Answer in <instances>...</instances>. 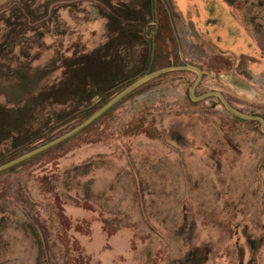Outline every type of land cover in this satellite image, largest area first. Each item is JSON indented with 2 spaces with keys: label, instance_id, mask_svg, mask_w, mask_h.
Returning <instances> with one entry per match:
<instances>
[{
  "label": "rangeland",
  "instance_id": "1",
  "mask_svg": "<svg viewBox=\"0 0 264 264\" xmlns=\"http://www.w3.org/2000/svg\"><path fill=\"white\" fill-rule=\"evenodd\" d=\"M177 1L0 0L5 159L166 63L201 69L194 95L218 91L264 119V67L247 68L264 57V0H181L183 15ZM154 38L159 57L145 66ZM195 78L149 79L73 137L0 171V264H264V132L215 97L191 100Z\"/></svg>",
  "mask_w": 264,
  "mask_h": 264
},
{
  "label": "water",
  "instance_id": "2",
  "mask_svg": "<svg viewBox=\"0 0 264 264\" xmlns=\"http://www.w3.org/2000/svg\"><path fill=\"white\" fill-rule=\"evenodd\" d=\"M174 70H188L192 71L196 74L195 80L192 82L190 88H189V97L193 101L203 100L208 97H217L222 104V106L230 112L232 115L244 119V120H252L259 123L261 126L262 131L264 132V119L260 116L254 115L252 112L243 113L236 109L234 106H232L225 97L218 91H209L205 92L203 94H200L198 96L194 95L195 87L200 81L202 71L197 66L190 64V63H183L180 65H169L164 66L158 69H155L153 71L147 72L143 74L142 76L138 77L134 81L130 82L128 85H126L124 88H122L120 91H118L115 95H113L109 100H107L104 104H102L99 108H97L91 115H89L87 118L82 120L81 122L77 123L73 127L69 128L68 130L64 131L63 133L59 134L58 136L52 138L51 140L36 146L35 148H32L14 158L11 160H8L2 164H0V171L5 170L9 167H12L60 142L63 140L69 138L70 136L74 135L75 133L79 132L83 128H85L87 125H89L92 121H94L96 118H98L102 113H104L107 109H109L113 104H115L117 101H119L123 96L128 94L130 91H132L134 88L139 86L140 84L144 83L145 81L152 79L162 73L168 72V71H174Z\"/></svg>",
  "mask_w": 264,
  "mask_h": 264
},
{
  "label": "trees",
  "instance_id": "3",
  "mask_svg": "<svg viewBox=\"0 0 264 264\" xmlns=\"http://www.w3.org/2000/svg\"><path fill=\"white\" fill-rule=\"evenodd\" d=\"M148 1V4L150 3V1L151 0H147ZM151 10H152V6H151ZM143 15V14H142ZM142 15H141V18H139V20H142ZM158 33H159V30H158ZM157 48H158V46H157V43H156V41H155V38H154V40H153V42H152V45H151V49H150V53H151V55L149 56V54H147V53H145V55H143V57H141V60H139V62H141V63H143V64H145V66H151V65H153L154 63H155V61L157 60V58L159 57L158 55H159V50H158V54L156 55V50H157ZM148 52V53H149ZM158 56V57H157ZM166 66L167 65H171V63H166L165 64ZM150 71H153V70H149V72ZM134 81V80H133ZM129 84V83H128ZM128 84H126V85H128ZM143 84V83H142ZM142 84H140V85H142ZM126 85H124L123 87H121L118 91H120L122 88H124ZM139 85V86H140ZM139 86H137V87H139ZM136 87V88H137ZM136 88H134L132 91H134ZM117 91V92H118ZM132 91H130L129 93H131ZM117 92H115L113 95H115ZM128 93V94H129ZM128 94H126L125 96H123L120 100H122L124 97H126ZM112 95V96H113ZM112 96H110L108 99H103V102L101 103V105L102 104H104L107 100H109ZM119 100V101H120ZM119 101H117L115 104H113L109 109H107L104 113H102L98 118H96L94 121H92L89 125H87L86 127H88V126H90L91 124H93L97 119H99L100 117H102L104 114H106L114 105H116ZM100 105V106H101ZM99 106V107H100ZM98 107V108H99ZM96 109H94V110H90L89 108H87V109H85L83 112H81V113H79V116H77V118L78 117H80L78 120H76L75 122H77V123H79L78 121H82V120H84L85 118H87L89 115H91L94 111H95ZM77 118H71L69 121H73V119H77ZM76 125V124H75ZM61 127V126H60ZM85 127V128H86ZM84 129V128H83ZM82 129V130H83ZM82 130H80L79 132H81ZM66 131V130H65ZM2 132H4L5 134H7V136H10V137H12V130L10 129V125H7V124H4L3 123V121L0 119V134L2 133ZM50 132H51V130H47V132H45L44 134H42L41 136H38V138L37 139H41L43 142L42 143H45V142H47V141H49V140H51L52 138H54V137H56V136H58V135H56V136H50ZM79 132H77V133H79ZM61 133H63V132H61ZM60 133V134H61ZM77 133H75L74 135H76ZM74 135H72V136H70L69 138H71V137H73ZM69 138H67V139H69ZM67 139H65V140H67ZM65 140H63L62 142H64ZM61 143V142H60ZM60 143H58V144H60ZM58 144H56V145H58ZM39 145H41V144H38V145H36V146H39ZM56 145H54V146H56ZM36 146H33L32 148H35ZM54 146H52V147H54ZM52 147H50V148H52ZM32 148H29V149H25V150H23V152H21V153H19V154H13L14 152H9L10 154H7L8 156H11V157H8L7 159H5L7 156H6V153H4V154H2V153H0V164H2V163H4V162H6V161H8V160H11L12 158H14V157H16V156H18V155H20V154H22V153H24V152H26V151H28V150H30V149H32ZM49 148V149H50ZM47 150V149H46ZM46 150H44V151H46ZM44 151H42V152H44ZM42 152H40V153H42ZM32 157H34V156H32ZM25 161V160H24ZM23 162V161H22ZM22 162H20V163H18V164H16V165H14V166H12V167H9V168H7V169H5V170H2L1 172H5V171H8V170H10V169H12L13 167H15V166H17V165H19V164H21ZM0 172V173H1Z\"/></svg>",
  "mask_w": 264,
  "mask_h": 264
},
{
  "label": "crops",
  "instance_id": "4",
  "mask_svg": "<svg viewBox=\"0 0 264 264\" xmlns=\"http://www.w3.org/2000/svg\"><path fill=\"white\" fill-rule=\"evenodd\" d=\"M181 2V0L179 1H177V3H178V6H179V11H180V13L183 15L185 12H186V10L184 11V9L183 8H181V6H182V4L180 3ZM215 2H216V4L218 5V6H220V7H222V8H224V7H227V5H226V3L223 1V0H215ZM193 7L195 8L194 9V14H203L204 12H203V8H202V3H196V4H194L193 5ZM181 9V10H180ZM224 11V10H223ZM193 27V30H194V32H195V38H196V40L199 42V45L200 46H202V47H204L206 50H208L209 51V53L210 54H217V55H219V56H221V57H223L224 58V56H222L221 54H219V52L217 51H215L214 49H215V46H216V44H214V43H212L211 41H208V40H206V38H204L201 34H200V32H199V30L197 29V28H195L194 26H192ZM208 31V30H207ZM178 32H179V28H178ZM202 36V37H201ZM179 38H180V43H181V45L182 46H184V48H185V46H186V44H184V41H183V39L181 38V36L179 35ZM217 40H220V37H218L217 38ZM254 41V40H253ZM254 48H255V50H256V52L255 53H258V51H259V46L257 45V42H255L254 41ZM255 55V54H254ZM255 58H258L255 62H257L258 64H256V63H253V64H251V66H249V67H247L249 70H251V71H259L260 69H262V67H264V57H259V56H254ZM225 59V58H224ZM225 61H227L226 59H225ZM238 66V63L233 67V68H236Z\"/></svg>",
  "mask_w": 264,
  "mask_h": 264
},
{
  "label": "flooded vegetation",
  "instance_id": "5",
  "mask_svg": "<svg viewBox=\"0 0 264 264\" xmlns=\"http://www.w3.org/2000/svg\"><path fill=\"white\" fill-rule=\"evenodd\" d=\"M201 77H202V75H201ZM200 80H201V78H200ZM199 82H200V81H199ZM199 82H198V83H199ZM196 86H197V85H196ZM195 88H196V87H195ZM222 95H223V94H222ZM208 98H209V97H208ZM215 98H217V97H215ZM217 99H218V98H217ZM225 99H226V98H225ZM203 100H204V99H203ZM226 100H227V99H226ZM216 103H217V104H221L220 101H219V99H218V101H217ZM221 105H222V104H221ZM231 105H232V104H231ZM232 106H233V105H232ZM236 109H237V108H236Z\"/></svg>",
  "mask_w": 264,
  "mask_h": 264
}]
</instances>
